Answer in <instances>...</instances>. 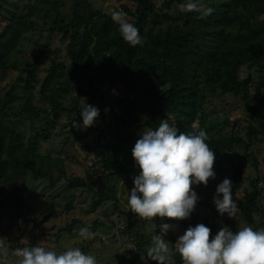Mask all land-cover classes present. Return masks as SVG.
Listing matches in <instances>:
<instances>
[{
  "label": "trees",
  "instance_id": "trees-1",
  "mask_svg": "<svg viewBox=\"0 0 264 264\" xmlns=\"http://www.w3.org/2000/svg\"><path fill=\"white\" fill-rule=\"evenodd\" d=\"M69 1L70 8L64 6L65 0H22L18 11L15 2L3 1L10 8L6 10L8 23L0 33V78L9 83L10 71L17 76L9 87L4 86L0 97V214H21L26 207L24 179L30 175L50 180L47 168L56 166L55 159L40 153L39 144L47 140V129L41 123L34 132H29V127L42 116L48 128L62 113L74 115L80 123L84 104L94 105L102 98L98 73H105V83L124 91L121 109L116 113L120 120L132 124L149 117L159 124L165 119L170 125L174 123L177 134H195L200 129L206 132L218 177L207 184L216 188L228 178L234 192L242 184V171L252 166L256 176L249 178L243 204L250 203L257 213L261 177L256 155L250 149L259 137L264 140V89L257 96L250 90L264 87V0H197L198 8H185L182 19L168 12L156 13L151 0H131L136 4L133 12L121 9L132 17L130 23L142 38V44L136 46L125 42L117 24L85 0ZM207 9L211 11L205 14ZM173 21L181 22V26L171 28ZM39 27L46 28L50 35L63 33L65 50L63 59L52 58L42 80L38 75L41 66L49 54L56 55L47 45L35 51L23 67L18 68L16 63L24 33ZM252 65L263 73L256 82L250 74L240 76L242 67ZM225 96L239 100L256 119L244 136L239 124L221 121L216 113L207 112L211 101ZM235 147L242 148L243 160L233 163L229 170L228 155ZM110 166L115 171L120 169L116 156ZM132 170L135 173L138 168ZM66 187L70 192L65 207L68 211L74 199L71 192L92 190L84 178L78 177L69 179ZM191 187L196 195L204 190L201 185ZM94 193H98V199L94 198L87 213L114 199L106 192ZM50 218L51 212L41 222ZM132 226L123 232L128 235ZM63 231L74 232L72 227L59 229ZM176 259V264H181L178 254Z\"/></svg>",
  "mask_w": 264,
  "mask_h": 264
},
{
  "label": "rangeland",
  "instance_id": "rangeland-1",
  "mask_svg": "<svg viewBox=\"0 0 264 264\" xmlns=\"http://www.w3.org/2000/svg\"><path fill=\"white\" fill-rule=\"evenodd\" d=\"M3 1L0 2V33L8 23L6 10L10 8L5 6ZM8 1L15 2L16 11L22 7V0ZM24 1L26 3L30 0ZM85 1L89 7L101 11L100 13L104 15L105 19L111 18L113 10H122L121 7H126L133 12L136 5L131 0ZM151 1L156 8V13L168 12L178 19H182L181 11L185 9L180 5L188 2V0H171L172 3L168 5L170 0ZM64 6L70 8L71 2L65 0ZM65 11L67 10L65 9ZM42 18L46 19L45 16ZM124 19L130 23L132 17L125 13ZM174 26L180 27L181 22H171L170 27ZM62 35L63 33L50 35L43 27L27 30L24 33L22 47L16 55L18 68L29 62L35 51L47 45L55 51L56 55L49 54L41 66L38 75L39 80H42L46 75L45 69L53 60L52 58H64ZM65 35L67 38L70 37L68 33ZM262 57H264V53ZM262 70L264 71V67ZM9 73L11 74L9 82L11 84L15 81L17 74L12 71ZM240 73L241 77L250 74L254 82L263 74L254 65L242 67ZM105 77V73H98L96 76L97 79H100L103 87L102 98L94 103V106L100 110V114L93 126L87 129L73 127V122L77 125L79 123L76 122L74 115L65 113H62L48 128L47 121H43L42 116L32 126L30 125L29 132H34L39 123L47 129V134H44L48 135L47 140L41 141L39 144L40 153L47 154L57 163L56 166L49 165L50 167L47 168L50 169L48 171L50 180H42L30 175L24 179L26 207L21 214H0V264H15L18 258L14 255V250L31 246H41L57 253L77 247L83 253L95 256L97 264H156L148 257L147 250L153 246V236L159 234L161 223L173 225V228L163 238L169 243L171 250L168 264H176V254L179 255V253L176 251L175 243L188 227H194L198 223L206 225L210 229L209 240L222 226H227L233 231L244 226L254 230L264 228V140L261 137L250 149L256 155L261 177L259 186L262 189L257 200L259 209L257 213L252 211L250 203L243 204L244 190L248 188L249 178L256 176L250 165H247L242 171V184L232 192L237 205L242 203L232 217H227L226 214L219 215L216 212L212 204V197L215 193V186L212 183L206 184L204 190L197 195L194 209L185 220L169 221L167 218L153 217L152 222L156 226L153 230L150 221L141 219L130 212L127 205V191L133 186V177L139 173V169L135 173L132 170L136 165L130 155L131 149L142 130H146L148 127L155 129L158 123L149 117L139 118L138 123L132 124L120 120L116 113L121 109L120 99L124 95V91L120 86H111L105 83ZM9 83L0 78V97L4 93V86L9 87ZM263 89L264 87H252L250 93L257 96ZM207 112L216 113L221 121L226 120L228 123L239 124L241 136H244L250 124L256 122L255 117L252 116L253 113L245 110L242 103L231 96L211 101ZM49 118L52 120L53 116L50 115ZM222 131L228 132L227 128H222ZM37 132H40V128ZM115 156L120 165V169L116 171L110 166V162ZM242 160V148L235 147L228 155V169L232 170V164L241 163ZM60 169H62L61 173H59ZM75 177L84 178L89 189H92L93 192L87 188L71 192L74 199L71 209L68 211L65 207L70 192L66 185L69 179ZM214 180L217 181L218 177L215 176ZM94 191L109 193L114 199L103 203L93 213H87V208L93 203L94 198L98 199V193H94ZM50 212L51 218L41 222ZM76 220L78 223L74 224ZM131 224L133 225L131 232L126 235L123 229ZM64 227H72L74 232L72 234L65 231L59 232V229ZM82 227L88 228L92 233L90 238L85 239L79 235V229ZM10 241H12L11 245ZM180 261L183 264L181 258Z\"/></svg>",
  "mask_w": 264,
  "mask_h": 264
},
{
  "label": "clouds",
  "instance_id": "clouds-1",
  "mask_svg": "<svg viewBox=\"0 0 264 264\" xmlns=\"http://www.w3.org/2000/svg\"><path fill=\"white\" fill-rule=\"evenodd\" d=\"M198 6L197 0L180 5L188 10H196ZM210 11L205 10V14ZM124 16L122 10L111 13L121 38L130 46L142 44L138 29ZM79 114L80 123L73 122V127L87 129L93 126L100 110L85 103ZM206 139L203 129L195 134H177L174 123L170 125L165 119L160 120L155 129L142 130L130 153L139 173L133 177V186L127 191L129 211L150 221L153 230L156 227L153 217L174 221L187 219L197 202L191 186H206L210 179H215V155ZM212 204L219 215L232 217L238 211L230 179L224 178L217 184ZM172 228L169 223H161L159 234L153 236L154 244L148 248L147 255L156 264H168L171 250L163 237ZM209 234L210 229L198 223L178 237L176 251L183 264H264V228L254 230L244 226L233 231L222 226L211 240ZM79 235L87 239L92 233L82 227ZM14 255L18 258L15 264H97L95 256L85 254L77 247L59 253L41 246L23 247L15 249Z\"/></svg>",
  "mask_w": 264,
  "mask_h": 264
}]
</instances>
